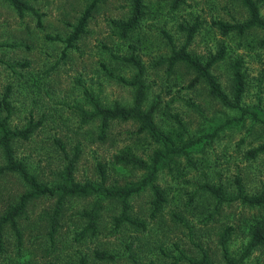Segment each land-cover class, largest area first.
Masks as SVG:
<instances>
[{
  "label": "rangeland",
  "instance_id": "1",
  "mask_svg": "<svg viewBox=\"0 0 264 264\" xmlns=\"http://www.w3.org/2000/svg\"><path fill=\"white\" fill-rule=\"evenodd\" d=\"M25 1L39 16L30 11L20 14L0 0V113H8L4 104L8 93L13 129L39 122L30 138L16 140L14 148L40 182L53 187L65 178L68 159L57 139L69 158L77 154L74 178L81 184L99 185L101 166L108 185L123 186L146 175L144 170L114 161V155L125 148L150 160L161 147L151 135L138 132V123L113 121L103 141L99 118L87 122L82 118L83 111H93L87 90L105 106L133 103L135 89L109 71L131 79L137 70L116 56L134 54L142 60L145 108L158 104L156 123L174 136L177 146L190 140L195 144L161 169L158 182L168 201L156 219L150 215V189L131 197V215L145 220L146 229L129 223L117 226L114 219L122 213V205L104 200L98 234L80 239L86 224L83 212L99 197L75 196L67 198L52 242L49 217L57 197L44 196L32 201L18 219L21 240L10 227L4 229L0 264H81L82 260L87 264H190L176 262L180 250L199 259L202 248L214 264H226L219 235L228 225L236 228L230 250L239 256L248 244L251 220L264 210L234 202L216 211V200L202 185L222 184L233 194L234 179L240 176L249 193L264 190V152L255 158L249 154L264 144V31L224 34L217 25L246 21L248 9L239 0H144V17L132 34L123 37L114 21L130 17L132 0H102L86 32L74 47L67 48L64 40L92 0ZM256 1L264 17V0ZM194 23L198 30L188 46L192 54L207 60L222 46L226 48L225 60L214 66L213 73L230 96L231 67L238 61L242 65L245 115L211 95L206 83L193 85L195 74L186 65L169 67L166 58L172 45L166 34L181 47L186 34L180 25ZM4 165L0 148V167ZM27 190L19 175L1 174L0 216ZM96 251L108 252L114 259H99ZM243 264H264V251H254Z\"/></svg>",
  "mask_w": 264,
  "mask_h": 264
},
{
  "label": "trees",
  "instance_id": "2",
  "mask_svg": "<svg viewBox=\"0 0 264 264\" xmlns=\"http://www.w3.org/2000/svg\"><path fill=\"white\" fill-rule=\"evenodd\" d=\"M5 1L9 2L20 14H24L27 11L37 14L35 9L25 0ZM101 1L102 0H92L86 7L78 23L74 26L72 33L64 40L67 43V48L74 47L75 42L86 32L90 18ZM239 1L248 9L249 18L246 21L238 23L219 21L217 22V25L220 30L224 34L230 32L244 34L252 29H260L264 31V17L261 14L258 2L256 0ZM144 15V0H132L130 17L127 20H115L114 26L123 37H128L137 29ZM38 23L40 24V20ZM180 29L186 34V42L181 47H177L173 38L166 34L172 45V53L166 58L169 67H174L178 64L186 65L195 74L192 82L193 85H196L199 82L206 83L211 95L220 100L222 104L233 109H238L243 115H245L247 110L242 106L241 101L245 93L246 81L240 62L238 61L234 63L231 67L233 76V95L230 96L213 73L214 66L226 58L225 46H222L207 60H203L188 50V46L198 30V24H181ZM116 58L132 64L137 70L136 74L131 79H127L123 76H115L109 71V73L119 81L130 85L135 89L133 103L131 105L115 103L113 106H105L94 96L93 93H90L87 90L86 93L93 104V111H83L82 118L84 122L99 118L101 121V132L99 137L103 141L107 140V130L113 121H134L138 123V132L151 135L161 147L155 150L150 160L138 156L130 148H125L114 155V161L123 166H130L132 168L144 170L146 171V175L138 181L130 182L123 186L115 184L108 185L105 169L101 166L102 181L99 185H94L89 182L81 184L74 178V169L78 158L77 154H75L73 158H69L63 142L60 139H57V144L64 151L65 156L68 159V163L65 167V178H63L62 183L53 187L40 182L39 178L29 170L25 162L17 158L14 148L16 140L29 139L40 124L39 122H30L29 125L23 129H13L9 123L12 112L11 103L8 100L9 95L7 93L4 98V104L8 113L6 116H2L0 113V148L5 158V165L0 167V175L5 172L19 175L23 182L28 186V190L20 196L17 203L10 206L0 216V247L3 246V232L6 227H10L19 240L22 239V232L18 219L26 212L32 201L44 196L57 197L55 209L49 217L51 226L50 237L52 242L55 241V235L60 224V217L66 200L69 197L89 196L93 194H97L99 197L90 209L83 212L86 224L79 233L80 239L88 234H98L100 213L103 209L104 200H117L121 203L122 213L114 219L115 224L119 227L124 223H129L142 229L147 228L145 220L135 218L131 215L132 206L130 201L131 197L144 192L147 189H150L153 193V200L151 201L152 211L150 214L152 219H156L162 212L168 201V196L166 190H164L158 182L159 173L164 165L183 155V152H186L187 148L195 144V142L190 140L182 147L177 146L174 136L171 133H166L164 130L160 129L156 123L155 115L158 110V104L154 103L149 108H145L147 85L144 79L145 65L142 60L134 54L130 56H116ZM178 123L182 125L180 120H178ZM261 152H264V144L257 148H253L250 150L249 154L252 158H255ZM234 186L235 192L233 194L229 193L222 184L206 182L202 185V188L216 200V211H220L226 204H232L234 202L264 210V190L254 194L249 193L244 185L243 178L240 176L234 179ZM235 230L236 228L233 225H228L223 228L219 235V246L226 264H243L254 251H264V213L251 220L249 224V241L239 256H235L230 250V241ZM201 250L202 256L199 259H194L188 256L185 251L180 250V256L176 258V262L188 261L190 264H214L208 250L204 248ZM95 255L102 260L114 259L112 254L105 251H96ZM81 264L87 263L85 260H82Z\"/></svg>",
  "mask_w": 264,
  "mask_h": 264
}]
</instances>
